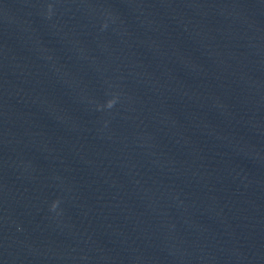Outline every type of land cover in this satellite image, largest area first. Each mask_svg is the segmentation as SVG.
<instances>
[{"label": "water", "instance_id": "water-1", "mask_svg": "<svg viewBox=\"0 0 264 264\" xmlns=\"http://www.w3.org/2000/svg\"><path fill=\"white\" fill-rule=\"evenodd\" d=\"M0 264H264V0H0Z\"/></svg>", "mask_w": 264, "mask_h": 264}]
</instances>
